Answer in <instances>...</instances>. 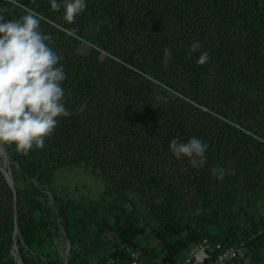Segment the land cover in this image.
I'll return each mask as SVG.
<instances>
[{
    "label": "trees",
    "instance_id": "obj_1",
    "mask_svg": "<svg viewBox=\"0 0 264 264\" xmlns=\"http://www.w3.org/2000/svg\"><path fill=\"white\" fill-rule=\"evenodd\" d=\"M58 3L61 10L53 11L50 0H0L5 20L29 11L40 17L41 31L62 56L64 102L71 113L59 118L43 149L34 148L25 156L14 145L3 144L16 191L0 167V264H14L16 223L24 264H60L43 259L41 253L30 259V252L41 248L39 231L51 223L28 214L42 202L35 199L30 184L20 187L17 181L35 178L53 192L56 170L82 162L101 169L112 197L84 203L76 217L74 202H64L66 224L78 220L99 228L109 225L121 240L95 264H105L108 254L125 256L127 246L140 249L151 264H161L157 260L162 254L163 263H178L205 237L228 245L242 243L241 255L230 264L263 262L264 220L258 223L252 216V230L244 240L236 239L234 226L224 235L213 233L209 225L219 221L216 212L187 226L183 190L194 176L200 182L194 187L202 186L207 203L204 174L218 183L222 196L234 183L228 166L235 159L256 165L242 156L251 158L246 143L253 137L246 131L264 133V0H86V9L73 24L63 19L64 0ZM94 29V45L85 52L82 40ZM70 30L74 34L69 35ZM196 41L202 47L189 57ZM165 48L172 52L167 67L162 63ZM205 51L210 60L198 65ZM156 77L172 86L171 100L157 102ZM83 103L86 109L77 113ZM192 137L208 145L207 162L188 171V158L177 159L169 143ZM259 159L264 163V156ZM217 168L224 169L223 180L213 175ZM132 188L151 197V204L162 212L160 226L152 228L154 242L144 235V217L129 195ZM228 195L236 196L232 190Z\"/></svg>",
    "mask_w": 264,
    "mask_h": 264
},
{
    "label": "rangeland",
    "instance_id": "obj_2",
    "mask_svg": "<svg viewBox=\"0 0 264 264\" xmlns=\"http://www.w3.org/2000/svg\"><path fill=\"white\" fill-rule=\"evenodd\" d=\"M94 35L95 29L88 33L87 38H83L81 50L85 52L90 50L94 45L91 42L92 39L94 40ZM177 74L179 75L178 72ZM155 79L158 81L155 91L157 102L171 100L174 96L172 86L160 78L156 77ZM236 124H238L237 121ZM238 126L240 125L238 124ZM240 128L243 129L242 126ZM244 131L246 130L244 129ZM246 132L253 137L252 141L248 140L246 143L250 149L251 158L250 155L242 157L246 161L248 159L247 162L253 161L256 165L246 163L243 159L240 162L235 159L232 162L233 165L228 166L234 183L228 184L229 186L226 187L222 196H219L220 194L218 195L217 192L218 183L216 181L212 182L209 175L204 174L201 183L208 182L206 190H204L208 192L207 203L202 197L204 193L201 191L202 186L194 187L195 183L199 184L200 182L194 176H190L185 190H183L186 208L184 215L188 217L185 225H192L197 217L211 216L212 213L216 212L220 219L218 222L209 225L211 231L224 235L234 226L239 232L236 239L244 240L249 238L246 232L252 230V216L258 223L264 220V163L260 162V159L257 160L258 155L260 158L264 156V133ZM0 163L5 164L2 151H0ZM185 168L188 171L193 169L189 162ZM17 182L20 187L30 184L35 199L42 202L41 207L34 209L32 213L28 212V214H33L38 219L51 223L48 227L39 231V236L42 239L40 240V243L42 242L41 248L32 250L34 252H30V259L36 258L37 255L40 256L41 253L43 259L57 260L60 264H95L101 261L109 253V250L120 245L121 240L109 225L99 228L94 224L85 225L78 220L68 225L61 211L64 202L73 201L76 217L81 214L84 203L90 201L100 203L105 201L106 197L108 199L112 197V193L108 191L110 182L101 169L95 167L92 162H82L58 168L53 192L46 191L47 186L42 185L35 178L24 180L21 177ZM231 190L236 195L234 198L228 195ZM129 195L136 199L138 212L141 217H144L141 221V225L146 227L144 235L154 242L152 228L160 226L162 212L157 211L154 204H151L153 201L151 197L143 196L141 191L136 190V188L130 189ZM55 196L58 197L57 200L54 198ZM126 205L129 209L132 208L129 202ZM15 215H18L17 210H15ZM71 237H73V242ZM167 240L170 241L169 238ZM16 249L17 246L12 249L13 256L16 259H13V261L14 264H20L17 261L19 257ZM251 264L257 263L252 262ZM259 264H264V261Z\"/></svg>",
    "mask_w": 264,
    "mask_h": 264
},
{
    "label": "clouds",
    "instance_id": "obj_3",
    "mask_svg": "<svg viewBox=\"0 0 264 264\" xmlns=\"http://www.w3.org/2000/svg\"><path fill=\"white\" fill-rule=\"evenodd\" d=\"M51 9L60 11L58 0H50ZM87 7L86 0H64L63 19L75 23ZM40 17L29 11L14 20L0 16V144L14 145L15 150L27 156L34 148L43 149L46 140L55 131L59 118L68 117L65 106L66 80L62 56L51 46V38L40 29ZM75 30H70L69 35ZM199 41L191 44L189 57L200 51ZM172 52L165 48L162 63L168 66ZM210 60L203 52L197 64L203 66ZM86 103L76 110L82 113ZM208 145L196 137L187 142L172 138L171 153L177 158H188L194 169L202 168ZM213 175L223 180L225 172L217 168Z\"/></svg>",
    "mask_w": 264,
    "mask_h": 264
},
{
    "label": "built area",
    "instance_id": "obj_4",
    "mask_svg": "<svg viewBox=\"0 0 264 264\" xmlns=\"http://www.w3.org/2000/svg\"><path fill=\"white\" fill-rule=\"evenodd\" d=\"M242 251V243H229L228 245L205 237L195 242L186 252V256L178 263H163V254L160 255L157 261H160L161 264H230L241 255ZM125 252V256H121L120 258L108 254L105 264H151L146 255L138 248L127 246Z\"/></svg>",
    "mask_w": 264,
    "mask_h": 264
},
{
    "label": "water",
    "instance_id": "obj_5",
    "mask_svg": "<svg viewBox=\"0 0 264 264\" xmlns=\"http://www.w3.org/2000/svg\"><path fill=\"white\" fill-rule=\"evenodd\" d=\"M0 151H2V155H3L4 159H5V164L0 163V167L4 171L8 181L10 183V185L13 187V190L16 191L15 190L16 189L15 188V180H14V177H13V170L11 168V164H10L9 158L7 156V153L5 151V148H4L3 144H0ZM14 235H15V243H14L12 249H14V247L17 245L16 251H17V256L19 257L17 259H18L20 264H24L23 259H22L21 254H20V251H19V245L16 243L17 238L20 235V229H19L18 223H16V228H15ZM12 249H11V251H12Z\"/></svg>",
    "mask_w": 264,
    "mask_h": 264
},
{
    "label": "bare ground",
    "instance_id": "obj_6",
    "mask_svg": "<svg viewBox=\"0 0 264 264\" xmlns=\"http://www.w3.org/2000/svg\"><path fill=\"white\" fill-rule=\"evenodd\" d=\"M17 246V245H16ZM16 246H15V248H16Z\"/></svg>",
    "mask_w": 264,
    "mask_h": 264
}]
</instances>
